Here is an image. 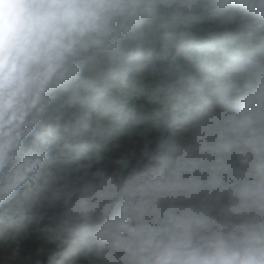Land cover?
I'll use <instances>...</instances> for the list:
<instances>
[{
    "label": "clouds",
    "instance_id": "1",
    "mask_svg": "<svg viewBox=\"0 0 264 264\" xmlns=\"http://www.w3.org/2000/svg\"><path fill=\"white\" fill-rule=\"evenodd\" d=\"M0 264H264V0H0Z\"/></svg>",
    "mask_w": 264,
    "mask_h": 264
}]
</instances>
